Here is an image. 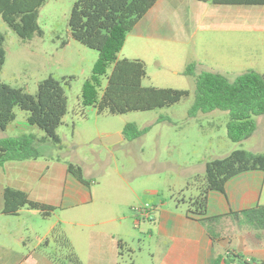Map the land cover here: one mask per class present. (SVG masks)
<instances>
[{
	"label": "rangeland",
	"instance_id": "obj_1",
	"mask_svg": "<svg viewBox=\"0 0 264 264\" xmlns=\"http://www.w3.org/2000/svg\"><path fill=\"white\" fill-rule=\"evenodd\" d=\"M76 1L47 0L38 16V25L43 35L27 42L21 41L0 18V32L5 35L6 53L0 73L1 82L35 95L37 84L41 80L49 76L60 81L65 80L63 86L67 96V114L64 123L57 129L62 144L59 148L55 147L50 141L45 142L32 133L37 137L35 148L39 154L74 165L83 162L85 167L90 164L96 167L100 158L103 161L101 167L107 169L108 179L112 181L117 168L123 173L130 170L132 175H140L144 170L138 160L142 149L145 157L152 161L150 187L158 193V196L146 197L145 203L152 204L163 200L172 205V200L176 198L184 199L187 203L198 194V190L196 185L187 187V184H182L181 189L166 188V183L174 184L182 178L181 175L178 177L176 168L164 163V159L170 155L165 146L167 140L173 141L178 147L191 140L193 150L198 156L223 153L231 148L249 151L264 145V116L254 117L257 130L249 140L232 143L226 135V124L229 120L227 112L216 110L208 114L198 113L192 118L188 115L194 101L195 77L202 72L221 74L230 82L249 70L264 74V6L213 7L209 3L186 0L185 14L198 6L201 12L203 8H214L219 12L234 10L238 18L235 20L226 16L212 19L207 11V17L200 19L194 34L180 33L185 38L141 42L134 37H127L118 57L123 58L125 55L146 64L147 77L142 82L143 87L185 90L189 92V96L177 104L161 109L112 115L108 112L97 113L93 105H87L83 100L85 87H94L95 81H98L95 85L97 100L100 99L112 66L107 68L105 75H95L94 69L99 61L97 52L70 38L68 19ZM239 13L247 14V20L240 19ZM194 25L196 24H190L192 27ZM189 64L195 65L194 76L184 74ZM16 114L15 121L7 127V131L0 132L1 136L18 137L31 133L21 130L30 127L26 123L28 113L16 109ZM126 124L148 130L134 141L124 140L109 147L93 144L98 133L120 132ZM35 130L44 137L42 131L36 127ZM178 147L171 149L174 157ZM108 148L117 154L116 163L106 155ZM122 166L124 169H121ZM87 180L93 186L90 178ZM110 188V185L104 183L99 190H111ZM185 206L187 205L179 207L185 209ZM247 226L242 220L230 218L227 221L219 234L220 240H225L223 251L235 248L243 257H253L254 247L249 246L247 240H254L256 235L263 233L251 231ZM63 231L61 226L62 235ZM218 233L215 231L216 237H219ZM42 249L55 257L58 264H75L65 245L51 243L48 247L42 246ZM80 262L89 264L86 261Z\"/></svg>",
	"mask_w": 264,
	"mask_h": 264
},
{
	"label": "crops",
	"instance_id": "obj_2",
	"mask_svg": "<svg viewBox=\"0 0 264 264\" xmlns=\"http://www.w3.org/2000/svg\"><path fill=\"white\" fill-rule=\"evenodd\" d=\"M185 3L186 0H158L135 24L125 41L127 37H134L141 42L185 38L180 33L194 34L200 19L207 17V11L212 19L226 16L235 20L238 18L234 10L219 12L214 8H203L201 12L198 6L185 14ZM239 14L240 19L247 20V14ZM191 23L196 25L192 27ZM123 56L118 58L133 59ZM21 130L42 137L34 127ZM113 134L120 135L121 139L117 143L125 140L121 131L98 133L95 138ZM3 138L6 137L0 135V140ZM165 146L170 155L164 159V163L176 168L178 177L182 176L177 183H166L168 190L183 188L182 184H188L194 176L203 175L206 162L223 158L237 150L231 148L223 153L198 156L191 140L179 147L167 140ZM175 147H178L176 157L171 154V149ZM249 152L264 153V145L251 148ZM105 153L116 163L117 154L109 148ZM138 160L144 169L140 175H132L130 170L123 173L117 168L112 181L108 179L107 169L101 167L103 161L100 158L96 167L94 164L85 167L83 162L78 163L86 184L68 172V162L44 154L34 160L7 162L0 166V264H58L55 257L43 250L42 246L48 247L55 243L50 239V233L61 226L64 237L78 259L89 264H214L215 254L223 252L225 240L213 244L198 222L201 217L189 213L188 202L184 199H173L172 205L163 200L145 203L146 197L158 196V193L150 187L152 161L145 157L142 149ZM89 178L93 186H90ZM104 183L110 185L111 190H99ZM4 188L24 192L32 201L52 206L55 210L48 218L26 208L15 216L4 215ZM146 204L153 208L152 220L145 218L143 212L135 211ZM185 204V209L179 207ZM259 205H264V172L248 171L229 179L223 193H209L204 217L227 216ZM224 222L222 227L226 226ZM261 233L254 240H247V244L255 250L253 257H246L247 260H264V230Z\"/></svg>",
	"mask_w": 264,
	"mask_h": 264
},
{
	"label": "trees",
	"instance_id": "obj_3",
	"mask_svg": "<svg viewBox=\"0 0 264 264\" xmlns=\"http://www.w3.org/2000/svg\"><path fill=\"white\" fill-rule=\"evenodd\" d=\"M46 1L0 0V18L23 42L42 37L38 16ZM157 1L77 0L73 5L68 19L70 38L97 52L99 61L94 69L95 75H105L107 68L112 66L99 100L95 86L98 81H95L94 87L87 85L83 91V100L87 105H93L97 113L121 115L161 109L177 104L189 96V92L185 90L143 87L142 82L147 77L146 64L138 59L118 58L127 34ZM193 1L214 6H264V0ZM4 42L5 35L0 32V73L6 56ZM194 68V64H189L184 74L194 76ZM64 81L49 76L38 82L36 94L30 95L23 89L10 87L0 80V131L4 132L15 121V111L19 109L28 113L27 125L36 127L44 133L41 140L60 146L61 140L57 135V129L63 124L67 114ZM216 110L228 113L226 135L232 143H242L251 138L257 130L254 117L264 116V74L249 70L236 77L233 82L213 72H202L197 75L189 117ZM147 130L138 129L134 124H126L121 135L127 141H134ZM36 139L32 133L1 139L0 166L7 162L39 158L41 154L35 148ZM67 170L78 181L86 184L80 166L69 163ZM256 170L264 172V153L237 149L223 158L206 162L203 175L194 176L188 182L187 187L196 185L198 190V194L188 201L189 213L201 217L198 222L213 244L220 241L219 234L224 221L227 223L230 218L242 220L251 231L264 230V205L227 216L204 217L210 192L223 193L229 179ZM2 201L4 215L15 216L21 209L26 208L38 211L43 218H48L55 210L52 206L32 201L26 193L12 188L3 189ZM215 231L219 232V237H216ZM50 239L59 246H67L75 264H81L58 227L51 231ZM214 264H264V260L254 258L247 260L238 251L228 249L215 254Z\"/></svg>",
	"mask_w": 264,
	"mask_h": 264
},
{
	"label": "water",
	"instance_id": "obj_4",
	"mask_svg": "<svg viewBox=\"0 0 264 264\" xmlns=\"http://www.w3.org/2000/svg\"><path fill=\"white\" fill-rule=\"evenodd\" d=\"M120 139L121 138H120L119 134H113V135H110L107 137H103L101 139H95L93 141V144H95V145L104 144V145L110 146V145H113V144H116L117 142H119Z\"/></svg>",
	"mask_w": 264,
	"mask_h": 264
},
{
	"label": "built area",
	"instance_id": "obj_5",
	"mask_svg": "<svg viewBox=\"0 0 264 264\" xmlns=\"http://www.w3.org/2000/svg\"><path fill=\"white\" fill-rule=\"evenodd\" d=\"M153 208L146 204L144 205L142 208H139V209H135V211L137 212H143V215L145 216V218L149 219V220H152V216H151V212H152Z\"/></svg>",
	"mask_w": 264,
	"mask_h": 264
}]
</instances>
